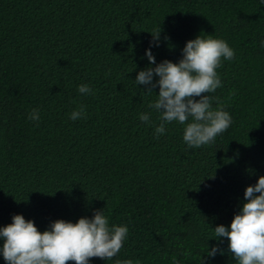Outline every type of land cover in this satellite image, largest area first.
<instances>
[{"label":"trees","instance_id":"obj_1","mask_svg":"<svg viewBox=\"0 0 264 264\" xmlns=\"http://www.w3.org/2000/svg\"><path fill=\"white\" fill-rule=\"evenodd\" d=\"M158 31L157 64L177 63L199 35L234 49L216 70L222 87L209 93L233 122L198 149L177 121L155 137L159 113L148 105L159 87L149 94L135 82L155 67L145 52ZM262 41V0H0V227L21 214L42 233L103 210L128 236L115 257L90 264H200L216 245L223 255L206 264H236L227 238H210L264 176ZM80 105L86 118L71 120Z\"/></svg>","mask_w":264,"mask_h":264},{"label":"clouds","instance_id":"obj_2","mask_svg":"<svg viewBox=\"0 0 264 264\" xmlns=\"http://www.w3.org/2000/svg\"><path fill=\"white\" fill-rule=\"evenodd\" d=\"M264 2V0H262ZM161 31V30H160ZM160 31L153 33L149 49L145 55L150 64L138 72L135 82L145 85V93H152L159 87L157 99L148 105L159 113V125L155 127L156 138L166 132V125L177 121L186 124L183 141L189 149L200 148L214 142L215 138L226 132L232 124L231 115L219 104L214 109L210 96L222 81L217 69L224 60L234 59V49L222 39L211 35H199L186 42L182 49V58L173 63L164 60L156 63L151 52L152 47L159 46ZM264 47V41L261 42ZM154 75L158 79L153 82ZM82 95L93 94L87 84L78 86ZM199 97V99H196ZM151 114L141 113L139 119L151 124ZM30 120L39 122V109L29 113ZM86 118V106L80 105L70 114L75 121ZM191 121V122H189ZM244 200L240 211L234 215L230 226L218 225L214 230V238L222 243L221 238L228 240L230 252L236 264H264V176H260L255 185H249L244 191ZM128 236L126 225L109 226L108 217L103 210H95L91 218L81 217L76 223L57 219L49 228L40 232L33 220H26L23 215L12 216V223L0 227V247L6 264H90L91 258L110 260L121 250ZM217 252L223 255L219 245L201 256L200 264H206L205 256L214 258ZM184 255H191L190 252ZM116 264H134L132 260L116 261ZM135 264H140L136 261ZM173 264H177L173 257Z\"/></svg>","mask_w":264,"mask_h":264}]
</instances>
